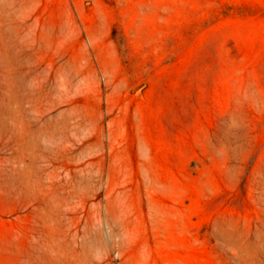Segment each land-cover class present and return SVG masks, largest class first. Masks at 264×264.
I'll return each mask as SVG.
<instances>
[{
  "label": "rangeland",
  "instance_id": "1",
  "mask_svg": "<svg viewBox=\"0 0 264 264\" xmlns=\"http://www.w3.org/2000/svg\"><path fill=\"white\" fill-rule=\"evenodd\" d=\"M0 264H264V0H0Z\"/></svg>",
  "mask_w": 264,
  "mask_h": 264
}]
</instances>
